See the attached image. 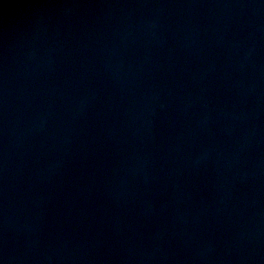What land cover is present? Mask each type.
<instances>
[{"label": "water", "instance_id": "95a60500", "mask_svg": "<svg viewBox=\"0 0 264 264\" xmlns=\"http://www.w3.org/2000/svg\"><path fill=\"white\" fill-rule=\"evenodd\" d=\"M0 264H264V0H0Z\"/></svg>", "mask_w": 264, "mask_h": 264}]
</instances>
